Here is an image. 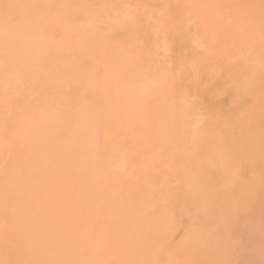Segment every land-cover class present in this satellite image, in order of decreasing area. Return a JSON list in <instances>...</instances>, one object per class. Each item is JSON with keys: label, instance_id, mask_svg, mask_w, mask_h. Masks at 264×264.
<instances>
[{"label": "bare ground", "instance_id": "6f19581e", "mask_svg": "<svg viewBox=\"0 0 264 264\" xmlns=\"http://www.w3.org/2000/svg\"><path fill=\"white\" fill-rule=\"evenodd\" d=\"M127 2L0 0V264H264V153L247 164L264 124V0H135L136 54L105 38L132 21ZM162 27L206 33L205 76L251 112L205 126L199 93L162 80ZM214 173L233 196L207 217Z\"/></svg>", "mask_w": 264, "mask_h": 264}, {"label": "rangeland", "instance_id": "374dc122", "mask_svg": "<svg viewBox=\"0 0 264 264\" xmlns=\"http://www.w3.org/2000/svg\"><path fill=\"white\" fill-rule=\"evenodd\" d=\"M158 1V2H157ZM128 2H129V4L130 5H132L133 4V6H132V10H130V12L132 11V21H130V20H127L126 18L127 17H129L130 16V14L129 15H127V17L125 18V19H123V20H119L120 22H118L119 23V25L117 26L116 24L115 25H113L112 24V26H110L111 25V22H110V30H109V27L108 28H106L105 30H106V32H105V38L110 42V43H112V42H114L113 44H119V45H122L123 46V49L127 52V53H131V54H136L138 51H143L144 50V45H145V43H146V41H147V39H148V34L147 33H143L144 31L142 30V23H140L139 24V22L137 21L138 19H139V17H141V16H139V14L135 11V0H128ZM127 2V3H128ZM150 2H153V3H155V5L152 3V4H149ZM156 2H157V4H156ZM162 2H164V0H148V8H153V9H155V7L156 8H159V7H161L162 6ZM132 3V4H131ZM128 7V6H127ZM131 7V6H130ZM129 7V8H130ZM129 11V10H128ZM129 13V12H128ZM135 14L137 15V17H135ZM139 16V17H138ZM123 18V17H122ZM129 19H131V18H129ZM130 21V22H129ZM134 21V22H133ZM131 22H133V23H131ZM138 23V24H137ZM107 25H108V23H107ZM105 27H107V26H105ZM131 27V28H130ZM133 27V28H132ZM140 27V28H139ZM130 28V29H129ZM139 28V29H138ZM107 29H108V31H107ZM138 30L140 31V32H138ZM161 30H162V34H160L161 33ZM131 31V32H130ZM142 31V32H141ZM160 33H159V37H161V35H163L164 36V38H165V40H166V42H168V57H169V59H167V62L168 63H170V64H168L167 62H165V64H167L169 67L167 68V70L164 68V66H162L164 69V71H163V74H162V80L167 84V85H169V86H171V85H173V84H179V86H189V87H191V88H193L192 90H193V92H194V94H198L199 93V95H198V99H200V102H202V103H204V104H206V105H204L205 107H207V105L209 106V108L207 109L209 112H210V114L211 115H208L209 114V112L207 113V112H205V110L203 111L204 113H203V116L206 118H204V117H202V120H203V124L205 125V126H207V127H213V126H215V125H217L218 124V119H219V116H220V114H221V112L222 111H225L226 112V114L228 113V114H231V116H234L235 114V116L234 117H239V116H247L251 111V103H250V100L248 99V98H246V97H243V96H240V97H237V98H235L234 100H231V103H229V97L227 96V97H225V96H222V95H217L216 94V92H215V86L218 84V81L215 79V77L214 76H205V74H204V72H203V66H204V63H205V60H206V57H205V53H207V48L209 49L210 48V46H212L208 41H207V39H206V33H204L203 31H201L200 33H199V35L198 36H196V40H198V39H202V40H200V42L202 43L203 42V45H204V47L206 48H204L203 46H202V48H201V46L199 45L200 43H199V40L197 41V44L198 45H196V44H194L193 43V41L195 40H192V42L190 43L189 41H187V40H185V39H182V38H179L176 34L174 35V32H173V30H169L168 28H166V27H162L161 29H160ZM168 33V34H167ZM133 34V35H132ZM130 35V36H129ZM117 36V37H116ZM135 39V40H133V38ZM163 36H162V38H163ZM128 38V39H127ZM132 38V39H131ZM195 38V37H194ZM133 40V42L131 43V41ZM158 40L159 39H157L156 41L158 42ZM196 40H195V43H196ZM154 41V40H153ZM156 41L154 42V43H156ZM162 41H164V39L162 40ZM135 42H136V47H133V45L132 44H134V46H135ZM153 43V44H154ZM165 43V42H164ZM153 44H152V46H153ZM166 44V43H165ZM128 45H129V47L130 48H127L128 47ZM130 45H132V46H130ZM157 45V44H156ZM162 45V44H161ZM209 45V46H208ZM158 46H160V44L158 45ZM158 46H155V47H158ZM199 46V47H198ZM133 49H132V48ZM164 47H166V46H162L161 47V50H162V48H164ZM195 47V48H194ZM154 48V47H153ZM183 48H185L184 49V51H182V49ZM203 48H204V51H206V52H204L203 51ZM161 50H159L158 49V51H161ZM165 50V49H164ZM192 51V52H191ZM155 52H157L156 50H155ZM184 52V53H183ZM202 52V53H201ZM204 52V53H203ZM159 53V52H158ZM164 53H165V51H164ZM157 54V53H156ZM161 53H159V54H157V55H160ZM162 54H163V51H162ZM166 54V53H165ZM201 55V56H200ZM162 55H160V57H161ZM199 56V57H198ZM164 57V56H163ZM162 57V58H163ZM159 59V58H158ZM194 59L196 60L195 62H194ZM231 58H229V62H231V60H230ZM160 60V59H159ZM162 60V59H161ZM164 60H166V59H164ZM169 60V61H168ZM202 62H201V61ZM194 62V64H192L193 66H189V62ZM201 62V63H199V62ZM187 62H188V65H187ZM199 64H198V63ZM197 65H196V64ZM164 64V63H163ZM174 65V66H173ZM181 65V66H180ZM185 65H187V66H185ZM197 66V68L195 67V66ZM160 66H161V64H160ZM178 66V67H177ZM188 67H193V69L195 70V72H196V74L198 75L197 77H196V74L194 75V73L192 72V71H190V70H187L188 69ZM195 67V68H194ZM98 71H101V68L100 67H95ZM170 68V69H169ZM189 69H191V68H189ZM192 69V70H193ZM196 69H197V71H196ZM172 70H174L173 72H172ZM187 70V71H186ZM202 70V71H201ZM191 72V73H190ZM177 74V75H176ZM183 74V75H182ZM188 74H189V76H188ZM191 74L192 75H194V76H191ZM188 77V78H187ZM195 77H196V79H195ZM200 79H199V78ZM206 79V81L208 82V85H206V87L205 86H202L203 88H201V83H202V79ZM103 78L102 77H100L98 80H97V84H96V86L98 85V87H96L95 88V90H96V92H97V94H100V92H102V90H103V94L101 93V95L103 96L104 95V90H106V84H107V79L104 81V85H101L102 83H101V80H102ZM105 79V78H104ZM170 79V80H169ZM172 79H174V81H173V83H170V82H172ZM182 79H184V80H182ZM186 79L188 80V81H186ZM189 79H191V80H189ZM211 79V80H210ZM162 80H160L159 81V83L161 84V85H163V86H165L166 84L162 81ZM191 81V82H190ZM193 81H194V83H193ZM167 82H169V84L167 83ZM189 83H190V85H189ZM195 83H197V86H195L196 84ZM264 82H261L260 84L262 85ZM195 84V85H194ZM199 84V85H198ZM102 86H104V88L102 89L101 87ZM182 86V87H183ZM195 87H197V88H195ZM211 87H212V89H211ZM99 88L100 89H102L101 91H99ZM194 88H195V90H197L198 92H196L195 90H194ZM199 89H201L200 91H202V92H200L199 91ZM200 94H201V96H200ZM195 95V96H196ZM203 95V96H202ZM204 95H206V96H204ZM204 97H206V98H204ZM197 98V97H196ZM225 98H226V100H227V102L225 101ZM197 99V100H198ZM219 100V101H218ZM244 101V102H243ZM242 102V103H241ZM246 103V104H245ZM247 103H248V106H247ZM213 104H214V106H213ZM215 104H217L216 106H215ZM245 104V105H244ZM212 105V106H211ZM243 105H244V107H243ZM241 107L243 108V110L241 109ZM248 109H247V108ZM106 108V111L104 110V112L105 113H107L108 111V113H107V115H108V117H109V113H110V111H111V114H112V112L114 113V110L112 109H110V107L108 108V107H105ZM104 108V109H105ZM108 108V109H107ZM212 108V109H211ZM246 108V109H245ZM110 109V110H109ZM211 109V110H210ZM239 109H241V110H239ZM239 112H238V111ZM246 111H247V113H246ZM213 112V113H212ZM243 114H241V113ZM245 112V113H244ZM216 113V114H215ZM110 114V117L113 115H111ZM206 114V115H205ZM239 114V115H238ZM246 114V115H245ZM207 115H208V117H207ZM210 116H212V117H210ZM207 118H209V119H207ZM205 119V120H204ZM210 124V125H206V124ZM213 124V125H212ZM135 129V128H134ZM137 129V128H136ZM258 130V132H260V134H259V139H258V142H257V144L255 145H253L252 146V149H249V156H250V158H249V161L247 162V164L249 165V164H252V162H253V159H255V158H258L259 157V155L260 154H262V153H264V148H263V146L262 145H264V124L262 125V126H259V128H257ZM261 137V138H260ZM260 140L263 142V143H261V145L259 144L258 145V143L260 142ZM257 147V148H256ZM261 149H260V148ZM250 159H251V161H250ZM245 160H248V158H245ZM246 165V164H245ZM242 167H243V165L242 166H240V167H237V170H236V168H235V170L236 171H241L242 170ZM207 181H208V184H209V186H208V191L207 192H205V197H204V201H203V209H204V213L206 214V216L207 217H215L216 216V214L215 213H217V212H223V211H225V210H227V207H226V205L228 204V201L232 198V196H233V194H231L230 195V189H229V186L227 185V184H225L224 182H223V176H221V174H218V173H214V174H211L210 175V177H208L207 178ZM217 183V184H216ZM224 186V187H223ZM215 194V195H214ZM211 196H214V198H212ZM224 197H226V198H224ZM213 199H214V201H213ZM227 201H226V200ZM215 215V216H214ZM182 223H183V225H181V227H180V231H179V233H183L184 231H185V229H186V227L188 226V224L187 223H189L188 222V220L183 216L182 217ZM235 225H236V227H237V229L239 230V231H241L242 230V228H248V227H250L251 225H252V221L251 220H247L246 218H244V217H239V218H237L236 220H235ZM183 226V227H182ZM184 227H185V229H184ZM182 228V229H181ZM240 234V238L242 237L243 239L246 237V234L245 233H243V231L242 232H240L239 233ZM241 238V239H242ZM251 257V256H250ZM249 259V260H248ZM252 259H253V256L251 257V258H248V257H246V263L247 264H249L250 263V260L252 261ZM251 264V263H250Z\"/></svg>", "mask_w": 264, "mask_h": 264}]
</instances>
